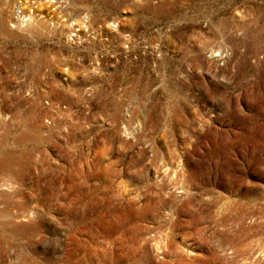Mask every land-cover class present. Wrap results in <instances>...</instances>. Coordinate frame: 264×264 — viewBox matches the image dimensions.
Masks as SVG:
<instances>
[{
  "label": "rangeland",
  "instance_id": "1",
  "mask_svg": "<svg viewBox=\"0 0 264 264\" xmlns=\"http://www.w3.org/2000/svg\"><path fill=\"white\" fill-rule=\"evenodd\" d=\"M0 264H264V0H0Z\"/></svg>",
  "mask_w": 264,
  "mask_h": 264
},
{
  "label": "bare ground",
  "instance_id": "2",
  "mask_svg": "<svg viewBox=\"0 0 264 264\" xmlns=\"http://www.w3.org/2000/svg\"><path fill=\"white\" fill-rule=\"evenodd\" d=\"M238 205V204H237ZM240 207H241V205H240ZM239 213V212H238ZM263 213V212H262ZM229 215V214H228ZM242 216H243V214H242ZM229 217V216H228ZM225 220V219H224ZM241 220V219H240ZM222 221V220H221ZM239 221V220H238ZM228 223V222H227ZM233 223V222H232ZM229 224H230V222H229ZM237 224V223H236ZM222 225H223V223H222ZM233 225V224H232ZM252 228V227H251Z\"/></svg>",
  "mask_w": 264,
  "mask_h": 264
}]
</instances>
